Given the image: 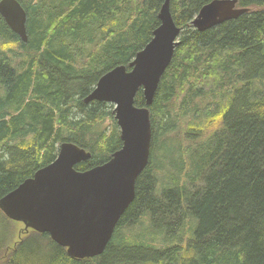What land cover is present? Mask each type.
I'll list each match as a JSON object with an SVG mask.
<instances>
[{"label":"trees","instance_id":"obj_1","mask_svg":"<svg viewBox=\"0 0 264 264\" xmlns=\"http://www.w3.org/2000/svg\"><path fill=\"white\" fill-rule=\"evenodd\" d=\"M19 1L27 42L0 15V199L63 142L92 153L82 171L122 147L113 105L84 98L150 41L165 0ZM211 1L171 0L180 44L150 106L151 161L104 252L73 257L49 233H17L0 209V264H264V0H238L244 14L200 31L192 21ZM183 85L184 147L172 110ZM135 104L146 106L142 90ZM186 155L196 191L158 176L167 164L180 173Z\"/></svg>","mask_w":264,"mask_h":264},{"label":"water","instance_id":"obj_2","mask_svg":"<svg viewBox=\"0 0 264 264\" xmlns=\"http://www.w3.org/2000/svg\"><path fill=\"white\" fill-rule=\"evenodd\" d=\"M237 4L238 0H212L200 9L192 24L204 31L235 19L247 11ZM0 15L28 41V14L19 0H0ZM158 18L160 25L134 59L104 73L84 98L86 103L114 104L122 147L107 162L82 171L76 165L90 159L92 153L74 142H63L51 163L0 199V209L9 219L24 223L27 230L49 233L73 257H95L104 252L136 196L138 176L151 161L150 106L181 34L171 0L164 1ZM140 90L146 100L142 107L135 104Z\"/></svg>","mask_w":264,"mask_h":264},{"label":"rangeland","instance_id":"obj_3","mask_svg":"<svg viewBox=\"0 0 264 264\" xmlns=\"http://www.w3.org/2000/svg\"><path fill=\"white\" fill-rule=\"evenodd\" d=\"M105 25L110 26V25H112V23L109 22V21H107L105 23ZM97 35L98 36H101L102 33L101 32H98ZM78 63H81V62H78ZM183 87H184V91L181 93V95H180L177 103L175 104L174 108H172V110H173V114H174L175 119L178 118L177 124H178V129L180 130V135H181V136H179V139L182 140L181 146L184 147L185 144H186V141L184 139V137H185L184 136V133H185L186 128H188V125H187V123L185 121L184 116H182V113H181L183 111V108L181 107V100H182V98H183V96L185 94V90H186L187 86L186 85H183ZM226 99H227L226 97L223 98V101L225 102ZM113 109H114V105L112 107V110ZM60 145L61 144L58 145V151H59ZM166 149H168L169 151H171L168 147L165 148V149H162V150L165 151V154L167 153V150ZM162 150H160V151L163 152ZM165 154L160 153V155H162L166 159L167 157L165 156ZM172 156H173V153H172ZM181 158L184 161V165H183V169H182V171L180 173L177 172V170L175 168H173V166L171 164L170 165L167 164V165H165V167L162 168L163 170H161V171L158 172V176H159V178H161V180H164L168 185H172V183L169 181L170 175L173 174V175H175V177H176V175H179V182H180L181 185H183V184H189L190 187L192 188L190 190L196 191L197 188H194L195 187V181L193 180L192 182H190V181H188L189 179H187V175H188V173L191 170V164L188 161V156L187 155L186 156H182ZM161 183H163V182H161ZM202 183L203 182L201 180L196 185L199 186ZM160 187H161L160 185H158V187H157V190H158L159 193L161 192ZM141 224H143V225H141ZM141 224H135L134 226H132L128 230V232L130 234H132V235L138 234L140 232L143 233L144 232V228L149 227V226H147L148 225V221L145 220ZM14 226H15V230H16L17 233L27 232L26 231L27 229L25 228L24 224L16 223V224H14ZM0 234H1V230H0ZM155 241H156L157 245H160V242H162V236L156 237Z\"/></svg>","mask_w":264,"mask_h":264},{"label":"bare ground","instance_id":"obj_4","mask_svg":"<svg viewBox=\"0 0 264 264\" xmlns=\"http://www.w3.org/2000/svg\"><path fill=\"white\" fill-rule=\"evenodd\" d=\"M129 207V206H128Z\"/></svg>","mask_w":264,"mask_h":264}]
</instances>
